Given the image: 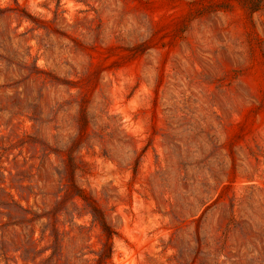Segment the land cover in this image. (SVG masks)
I'll list each match as a JSON object with an SVG mask.
<instances>
[{"label":"rangeland","instance_id":"rangeland-1","mask_svg":"<svg viewBox=\"0 0 264 264\" xmlns=\"http://www.w3.org/2000/svg\"><path fill=\"white\" fill-rule=\"evenodd\" d=\"M94 207L104 264H264V0H0V264Z\"/></svg>","mask_w":264,"mask_h":264},{"label":"trees","instance_id":"trees-1","mask_svg":"<svg viewBox=\"0 0 264 264\" xmlns=\"http://www.w3.org/2000/svg\"><path fill=\"white\" fill-rule=\"evenodd\" d=\"M253 10H257L258 9V5L255 4L253 7H252ZM71 164H72V167H71V171H70V182L71 184L76 187L79 195H81L84 199H86L83 195V190L78 188L75 184V179H74V172L76 170V167L74 166L73 164V160L71 159ZM92 213H93V216L95 218V220L99 221L102 228H103V231H104V234L106 235V241L104 242L103 244V248L101 249V251L99 252V257L98 259L96 260L97 264H104L105 261L109 260L111 257H112V254H113V244L111 242V236L113 235V230L111 229V227L106 223L105 219H104V215L102 213V211L97 208V207H94L93 210H92Z\"/></svg>","mask_w":264,"mask_h":264}]
</instances>
